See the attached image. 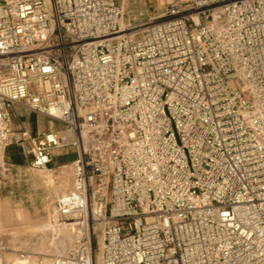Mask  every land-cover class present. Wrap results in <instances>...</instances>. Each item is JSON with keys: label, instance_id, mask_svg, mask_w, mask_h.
Returning <instances> with one entry per match:
<instances>
[{"label": "built area", "instance_id": "obj_1", "mask_svg": "<svg viewBox=\"0 0 264 264\" xmlns=\"http://www.w3.org/2000/svg\"><path fill=\"white\" fill-rule=\"evenodd\" d=\"M0 0V175L75 153L61 255L0 264H264V0ZM16 105L64 125L15 134ZM22 142V143H23Z\"/></svg>", "mask_w": 264, "mask_h": 264}, {"label": "rangeland", "instance_id": "obj_2", "mask_svg": "<svg viewBox=\"0 0 264 264\" xmlns=\"http://www.w3.org/2000/svg\"><path fill=\"white\" fill-rule=\"evenodd\" d=\"M171 0H118L124 10V21L159 15L164 12L166 4ZM14 132L16 135L28 131L34 137L44 131L61 130L64 125L41 114L16 105L11 111ZM14 140L5 154L7 166L11 170L0 175V254L4 248L8 252L30 249L39 254H65L74 241H70L65 249L50 248L53 242V227L49 219L56 199L68 190L73 181L71 161H63L58 150L46 170H36L30 166L31 158L25 150L30 140ZM69 153L72 149L65 148ZM14 157L20 162L14 161ZM55 180L48 184L46 175ZM41 174L42 181L37 183L32 175ZM46 177V178H44ZM45 182V183H44ZM63 190V191H62ZM9 221V222H8ZM55 227H58L57 225Z\"/></svg>", "mask_w": 264, "mask_h": 264}, {"label": "bare ground", "instance_id": "obj_3", "mask_svg": "<svg viewBox=\"0 0 264 264\" xmlns=\"http://www.w3.org/2000/svg\"><path fill=\"white\" fill-rule=\"evenodd\" d=\"M170 2V1H169ZM122 25L124 26L125 23L124 21L122 22ZM50 171H52L51 169L48 170V174L46 175L47 177V183L48 184H52L55 186L54 183H50L55 181L52 176H50ZM42 175L41 174H34L32 175V178H34L36 180L37 183H40L42 181ZM44 177V178H46ZM45 183V182H44ZM63 191V190H62ZM67 190H65L66 192ZM63 192V193H65ZM9 222V221H8ZM56 226V225H55ZM53 227V242L51 245H47L50 248H60V249H65L67 244L70 243V241H72L75 238V234L74 232L67 226H58V227ZM66 253V252H65Z\"/></svg>", "mask_w": 264, "mask_h": 264}, {"label": "crops", "instance_id": "obj_4", "mask_svg": "<svg viewBox=\"0 0 264 264\" xmlns=\"http://www.w3.org/2000/svg\"><path fill=\"white\" fill-rule=\"evenodd\" d=\"M60 154V156H61V158H62V160L63 161H66V162H70V161H72L73 160V158L75 157V154H73V153H69V151L68 150H62L61 152H59Z\"/></svg>", "mask_w": 264, "mask_h": 264}, {"label": "trees", "instance_id": "obj_5", "mask_svg": "<svg viewBox=\"0 0 264 264\" xmlns=\"http://www.w3.org/2000/svg\"><path fill=\"white\" fill-rule=\"evenodd\" d=\"M14 161H16V162H20V159L17 158V157H14Z\"/></svg>", "mask_w": 264, "mask_h": 264}]
</instances>
